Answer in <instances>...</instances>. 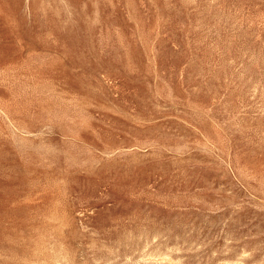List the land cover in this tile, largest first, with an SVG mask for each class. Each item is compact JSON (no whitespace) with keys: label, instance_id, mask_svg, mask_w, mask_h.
<instances>
[{"label":"rangeland","instance_id":"rangeland-1","mask_svg":"<svg viewBox=\"0 0 264 264\" xmlns=\"http://www.w3.org/2000/svg\"><path fill=\"white\" fill-rule=\"evenodd\" d=\"M0 264H264V0H0Z\"/></svg>","mask_w":264,"mask_h":264}]
</instances>
